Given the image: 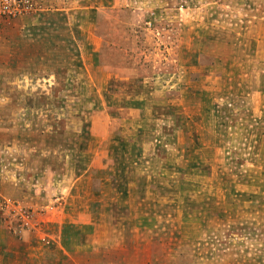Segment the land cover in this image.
I'll list each match as a JSON object with an SVG mask.
<instances>
[{
	"label": "rangeland",
	"instance_id": "obj_1",
	"mask_svg": "<svg viewBox=\"0 0 264 264\" xmlns=\"http://www.w3.org/2000/svg\"><path fill=\"white\" fill-rule=\"evenodd\" d=\"M0 264H264V0H0Z\"/></svg>",
	"mask_w": 264,
	"mask_h": 264
}]
</instances>
